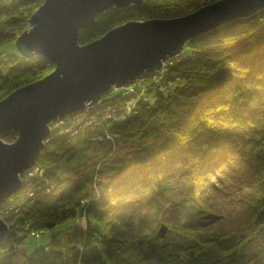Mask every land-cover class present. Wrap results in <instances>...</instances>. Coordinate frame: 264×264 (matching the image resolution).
Instances as JSON below:
<instances>
[{
	"label": "trees",
	"instance_id": "trees-1",
	"mask_svg": "<svg viewBox=\"0 0 264 264\" xmlns=\"http://www.w3.org/2000/svg\"><path fill=\"white\" fill-rule=\"evenodd\" d=\"M217 1L144 0L112 8L81 30L79 42L91 43L132 21L180 18ZM44 2L0 0V46L17 44ZM184 49L187 56L168 70V92L148 91L126 120L105 118L84 134L45 143L36 165L52 190L28 199L24 188L8 201L17 210L0 207L9 225L0 264H16L28 236L41 231L51 232L49 242L24 264H259L264 250L249 259L244 252L264 238V8L189 39ZM54 69L43 55L0 53V102ZM120 99L108 91L102 102ZM17 138L15 131L1 136L8 143ZM106 142L108 153L92 175L82 176V166ZM119 146L126 148L121 154ZM230 152L245 153L256 170L248 199L253 225L241 238L237 230H213L201 221L202 214L216 212L209 192ZM179 176L190 179V200L169 198L167 207ZM136 205L146 211H134ZM78 218L84 227L53 231ZM163 222L166 236L159 232Z\"/></svg>",
	"mask_w": 264,
	"mask_h": 264
},
{
	"label": "water",
	"instance_id": "water-1",
	"mask_svg": "<svg viewBox=\"0 0 264 264\" xmlns=\"http://www.w3.org/2000/svg\"><path fill=\"white\" fill-rule=\"evenodd\" d=\"M143 2L45 0L32 16L30 28L18 38V52L26 58L46 56L55 69L0 102V207L26 186L22 174L37 164L53 120L94 106L114 86L160 69L189 39L264 8V0H219L180 18L128 22L80 44L81 30L93 26L98 16ZM9 131L18 133L12 143L1 139ZM8 230L0 217V243ZM168 231L163 222L160 234Z\"/></svg>",
	"mask_w": 264,
	"mask_h": 264
},
{
	"label": "rangeland",
	"instance_id": "rangeland-1",
	"mask_svg": "<svg viewBox=\"0 0 264 264\" xmlns=\"http://www.w3.org/2000/svg\"><path fill=\"white\" fill-rule=\"evenodd\" d=\"M0 53L11 56L17 54L18 49L15 43H7L0 46ZM143 101L144 100L139 104ZM109 146L110 144L106 142L98 152L92 154L88 158L82 166V176L93 174L94 170L97 168V162L108 153ZM125 149L126 148L119 146L118 154H121V151H124ZM255 171L256 170L253 166L247 161L245 153L230 152L228 154V157L217 167V174L213 177L214 183L217 184L216 188L214 189L213 187V192L209 190V200L213 202L216 212L204 213L201 216V221L206 227L218 231L237 230V237L239 238L248 236L253 225L251 220L252 214L248 206V199L252 186L256 181ZM190 189V179L186 176H179L173 193L167 198L166 206L168 207V205L171 204L168 202L169 198L170 201H182L188 199ZM46 194H49V192ZM189 200L190 198L186 201L189 202ZM134 211L145 212L146 208L144 206L138 207L136 205ZM180 211L183 212V208H181ZM72 224H78L80 227H84L85 221L82 218H78L60 225L53 231L65 230ZM38 233L40 235H38ZM50 236L51 232L49 231L35 232L34 234L29 235L25 244L20 248V252L16 258V264H24L26 259L34 251L44 247L49 242ZM263 250L264 238L252 241L245 248L244 258H252ZM259 264H264V255Z\"/></svg>",
	"mask_w": 264,
	"mask_h": 264
},
{
	"label": "built area",
	"instance_id": "built-area-1",
	"mask_svg": "<svg viewBox=\"0 0 264 264\" xmlns=\"http://www.w3.org/2000/svg\"><path fill=\"white\" fill-rule=\"evenodd\" d=\"M186 55L187 52L183 48L180 53L164 61L160 69L150 72L145 77L133 81L127 86H114L110 91L120 96V101L115 103H104L101 99L94 106L70 114L65 118L53 120L50 123L51 135L47 141L54 138L56 135L68 134L77 136L84 134L89 127L98 124L101 119L109 118L114 121L126 120L136 112L139 103L146 99L149 92H168L171 89L172 82L167 79L168 70L176 62L184 59ZM54 130H56V134H54ZM105 137L112 140L109 135ZM103 139V136L97 137L98 141H102ZM44 175L45 170L37 165L28 169L22 175V179L26 183L24 194H26L28 199L34 197L38 191L47 193L52 190V187H45L42 184ZM7 206L8 203L4 205L5 209L7 208L6 211L17 210L15 205ZM38 235L40 234L38 233Z\"/></svg>",
	"mask_w": 264,
	"mask_h": 264
},
{
	"label": "bare ground",
	"instance_id": "bare-ground-1",
	"mask_svg": "<svg viewBox=\"0 0 264 264\" xmlns=\"http://www.w3.org/2000/svg\"><path fill=\"white\" fill-rule=\"evenodd\" d=\"M148 74H149V73H148ZM148 74H147V75H148ZM145 76H146V75H145ZM145 76H144V77H145ZM142 78H143V77H142ZM140 79H141V78H140Z\"/></svg>",
	"mask_w": 264,
	"mask_h": 264
},
{
	"label": "clouds",
	"instance_id": "clouds-1",
	"mask_svg": "<svg viewBox=\"0 0 264 264\" xmlns=\"http://www.w3.org/2000/svg\"><path fill=\"white\" fill-rule=\"evenodd\" d=\"M22 175H23V174H22ZM22 190H23V189H22ZM22 190H21V191H22ZM21 191H20V192H21ZM7 203H8V202H7Z\"/></svg>",
	"mask_w": 264,
	"mask_h": 264
}]
</instances>
